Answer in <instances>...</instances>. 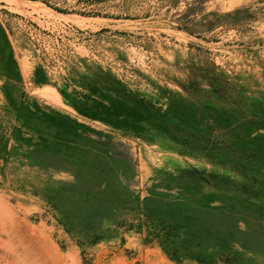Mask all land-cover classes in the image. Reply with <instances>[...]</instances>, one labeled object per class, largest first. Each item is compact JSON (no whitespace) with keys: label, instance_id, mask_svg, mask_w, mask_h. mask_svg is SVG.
Masks as SVG:
<instances>
[{"label":"rangeland","instance_id":"rangeland-1","mask_svg":"<svg viewBox=\"0 0 264 264\" xmlns=\"http://www.w3.org/2000/svg\"><path fill=\"white\" fill-rule=\"evenodd\" d=\"M5 47L61 102L0 96V264H264V0H0Z\"/></svg>","mask_w":264,"mask_h":264},{"label":"bare ground","instance_id":"bare-ground-1","mask_svg":"<svg viewBox=\"0 0 264 264\" xmlns=\"http://www.w3.org/2000/svg\"><path fill=\"white\" fill-rule=\"evenodd\" d=\"M224 4V3H223ZM225 5V4H224ZM3 44V43H2ZM4 45V44H3ZM96 70V69H95ZM97 71V70H96ZM25 73L26 70H25ZM20 77L18 76V71L16 69V66L14 65V63L11 60V57L8 55V48L5 47L4 51L0 52V96L3 97L4 102L7 104L9 103V105L11 107H20L21 108V113H22V117L23 120L22 122H58L57 120H54L52 118V115L49 112V106L50 103L51 104H59V102H61V100L58 97H55L59 94L58 90H57V86H56V82H54L52 79L42 76L41 77V82H43V86L41 85L40 87V92L39 94L46 99V105H44V107H46L45 109H42L40 114H37V116H33L32 117V109L28 108V101L26 100L25 97L21 96V91L15 89V87L13 86L14 81H17V79H19ZM52 78V77H51ZM98 78V77H97ZM13 81V82H12ZM12 82V83H11ZM58 85V84H57ZM7 88H8V92H11V94L13 95L12 99L7 95ZM68 89V88H67ZM34 91V90H33ZM121 91V90H120ZM49 93V94H47ZM52 96V97H51ZM137 97V95H136ZM164 99V98H163ZM36 101V100H34ZM92 101V100H90ZM165 101V100H164ZM93 102V101H92ZM38 103V102H37ZM178 103V102H177ZM140 104V103H139ZM146 105V104H145ZM164 105V104H163ZM139 106V105H138ZM140 107V106H139ZM159 107V106H158ZM49 110H48V109ZM145 108V107H144ZM56 109V108H55ZM147 109V106L146 108ZM148 111V110H147ZM150 112V111H149ZM150 114V113H149ZM69 116V115H68ZM151 117V116H150ZM153 117V116H152ZM157 119V118H156ZM159 119V118H158ZM43 120V121H42ZM161 120V119H160ZM61 121V120H60ZM67 121V120H66ZM155 121V120H154ZM162 122V121H161ZM65 126L66 123L65 121L62 122ZM71 124V123H70ZM79 124V123H78ZM74 125V124H73ZM77 129V128H76ZM62 133L67 134L69 133L70 128L68 127H64L62 129ZM80 131V130H79ZM84 131V130H83ZM90 132V131H89ZM77 133V132H76ZM96 133V132H95ZM93 133V134H95ZM70 135V134H69ZM99 135V134H98ZM102 137V136H101ZM76 142L79 145H82L83 142L85 141V137L84 135L79 134L78 136L73 137ZM81 150V148H80ZM79 150V151H80ZM95 150V149H94ZM29 154V151L26 153ZM73 155L68 158H72ZM77 157V156H76ZM75 157V158H76ZM79 158H83L84 162L82 167H85L86 170H90L91 169V162L89 159V155L85 154V152L80 151V154L78 156ZM77 162V161H76ZM111 162L108 160H102V161H97V169L102 168L104 170V176L100 177L102 178V180L104 182L108 181L109 179H111L110 177H112V173L111 171H108V167H111ZM75 165V164H74ZM73 169H75V166L72 167ZM132 168V167H131ZM135 169H134V173H135ZM88 173V175L90 174V171H86ZM131 171V174L133 173ZM97 179L99 177H96ZM120 176L117 175V179H119ZM185 179V178H184ZM188 179V177H187ZM120 180V179H119ZM191 180V179H190ZM197 183V182H196ZM161 184V183H159ZM197 185V184H196ZM165 188V187H164Z\"/></svg>","mask_w":264,"mask_h":264},{"label":"crops","instance_id":"crops-1","mask_svg":"<svg viewBox=\"0 0 264 264\" xmlns=\"http://www.w3.org/2000/svg\"><path fill=\"white\" fill-rule=\"evenodd\" d=\"M79 120V119H78ZM78 122H84V121H82V120H79Z\"/></svg>","mask_w":264,"mask_h":264}]
</instances>
